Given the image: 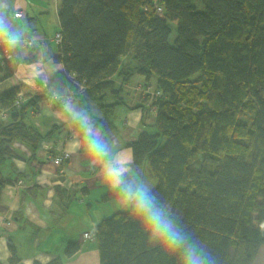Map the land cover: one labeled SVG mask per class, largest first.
Here are the masks:
<instances>
[{
  "label": "trees",
  "instance_id": "trees-1",
  "mask_svg": "<svg viewBox=\"0 0 264 264\" xmlns=\"http://www.w3.org/2000/svg\"><path fill=\"white\" fill-rule=\"evenodd\" d=\"M58 12L54 61L63 71L46 91L0 93V194L12 145L34 152L44 138L27 118L51 93L59 98L54 107L72 102L94 125L112 129L123 85L136 74L147 82L141 89L150 88L140 92L155 122L127 143L136 172L124 176L151 179L166 213L210 264H253L264 245V0H60ZM15 62L0 44L3 80ZM101 200L122 199L114 188ZM127 206L92 231L100 264H182L179 252L149 239ZM67 246V256L77 253V244Z\"/></svg>",
  "mask_w": 264,
  "mask_h": 264
},
{
  "label": "crops",
  "instance_id": "crops-1",
  "mask_svg": "<svg viewBox=\"0 0 264 264\" xmlns=\"http://www.w3.org/2000/svg\"><path fill=\"white\" fill-rule=\"evenodd\" d=\"M59 6L60 0H0V22L6 25L0 32V44L10 46L16 59L12 76L3 80L0 75V93L11 87H20L23 93L46 91L48 79L63 71L62 64L54 61ZM19 11L23 16L14 17ZM30 57L33 60L27 61ZM145 83L135 74L123 85L124 104L115 108L112 129L94 125L72 102L60 107L43 102L27 118L44 138L34 152L14 143L13 154L2 163L6 185L0 194V264H100L96 242L82 235L124 205L101 200L115 188L106 179V169L115 164L123 174L136 172L127 143L151 132L155 122L146 97L134 90ZM148 84L154 88L155 79ZM92 113L98 115L95 106ZM81 117L87 118L104 141L102 154L94 152L81 133L76 123ZM62 151L70 158L61 176L51 157ZM69 243L78 245L73 256L65 254ZM253 264H264V245Z\"/></svg>",
  "mask_w": 264,
  "mask_h": 264
},
{
  "label": "clouds",
  "instance_id": "clouds-1",
  "mask_svg": "<svg viewBox=\"0 0 264 264\" xmlns=\"http://www.w3.org/2000/svg\"><path fill=\"white\" fill-rule=\"evenodd\" d=\"M6 25L0 22V32ZM81 133L86 137L90 148L97 154L105 151L104 141L97 129L85 117L76 121ZM106 179L113 184L119 197L129 205L130 211L137 217L149 239L158 242L168 250L182 255V264H210V257L197 245L191 234L183 230L176 220L166 213L155 190L148 185L138 183L132 177H125L119 166L109 164Z\"/></svg>",
  "mask_w": 264,
  "mask_h": 264
},
{
  "label": "built area",
  "instance_id": "built-area-1",
  "mask_svg": "<svg viewBox=\"0 0 264 264\" xmlns=\"http://www.w3.org/2000/svg\"><path fill=\"white\" fill-rule=\"evenodd\" d=\"M156 13L157 14H160L161 13V9L156 7ZM23 16L22 12H16L14 13V17L16 18H21ZM54 40L55 42L57 43V45L60 43V40H61V36L60 34H56L55 37H54ZM3 55H4V58L5 60H8V61H12V53L9 51V49H5L3 51ZM80 90H82V86L79 87ZM135 89H137L138 91H141L143 94L145 93H148V90L150 89L149 87H146L145 89H141V87H136ZM59 98L57 97V95L55 93H51L47 98L46 100L44 101V103H46L47 105L49 106H53L54 102L56 100H58ZM17 100L18 101V104H21L23 102V97H22V94L19 93L17 95ZM16 104H17V101H16ZM69 158H70V155L68 152L66 151H62L60 154L54 156V157H51V162L54 166H56L58 168V173L59 175H63V172H64V168H65V164L69 161ZM83 238L84 239H87V240H94V233L93 232H88V233H84L83 234Z\"/></svg>",
  "mask_w": 264,
  "mask_h": 264
},
{
  "label": "rangeland",
  "instance_id": "rangeland-1",
  "mask_svg": "<svg viewBox=\"0 0 264 264\" xmlns=\"http://www.w3.org/2000/svg\"><path fill=\"white\" fill-rule=\"evenodd\" d=\"M174 36H175V33H174V30L171 32V35H170V40L172 41L173 39H174ZM243 119V118H242ZM200 158V154H198L197 156H196V158L195 159H193L192 161H191V166L192 167H197L198 165V159ZM140 176V179L142 178V175H138L137 177H139ZM119 203H125L123 200H120L119 201ZM128 208H129V206H127V207H125L124 208V210H128ZM82 239H84L83 238V235H82ZM94 241V240H93ZM256 262H257V260H256Z\"/></svg>",
  "mask_w": 264,
  "mask_h": 264
}]
</instances>
